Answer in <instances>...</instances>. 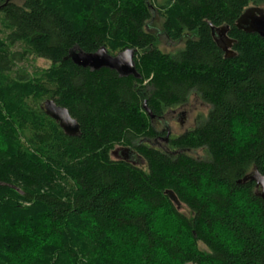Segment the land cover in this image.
<instances>
[{
    "label": "trees",
    "instance_id": "trees-1",
    "mask_svg": "<svg viewBox=\"0 0 264 264\" xmlns=\"http://www.w3.org/2000/svg\"><path fill=\"white\" fill-rule=\"evenodd\" d=\"M17 1L0 0V264H133L108 236L131 228L147 241L143 264H160V250L171 264H264V232L234 219L230 198L194 194L207 177L264 209L247 178L264 176V39L237 27L264 0H166L157 11L163 32L172 43L185 39L174 54L159 51L147 31L148 0ZM212 27L227 30L231 53ZM102 47L113 56L135 49L139 77L92 71L69 57ZM33 58L50 67H21ZM192 95L210 107L208 115L182 136L160 135L152 121ZM47 100L78 121V136L46 115ZM160 136L169 151L141 143ZM118 146L142 156L146 170L113 160ZM195 150L209 159L187 154ZM137 197L165 211L163 234L153 233L151 213L133 216L124 207Z\"/></svg>",
    "mask_w": 264,
    "mask_h": 264
},
{
    "label": "rangeland",
    "instance_id": "rangeland-1",
    "mask_svg": "<svg viewBox=\"0 0 264 264\" xmlns=\"http://www.w3.org/2000/svg\"><path fill=\"white\" fill-rule=\"evenodd\" d=\"M166 0H148L149 5L153 6L152 8V19L147 23V31L151 34L156 35L158 38V48L159 51L164 53L174 54L180 49H183L185 46V39L178 43L170 42L164 32H163V23L164 19L157 12L160 10V7L164 5ZM18 4H22V1H17ZM264 9V8H263ZM224 44V43H223ZM18 47L15 49L17 50ZM117 55V54H116ZM22 64L21 67L27 65L30 73L34 71V69H47L50 67V62L44 59H32L29 60L28 63ZM210 107L206 105L197 95H192L186 105H183L179 108L172 109L168 112L165 117L161 121L153 120L155 129L158 131L167 130L169 132L170 137H178L183 134L192 131L194 128L198 126V121L204 119L209 112ZM200 122V121H199ZM238 129V128H237ZM246 138L242 133L238 134V141L241 143ZM141 143L149 144L155 148L169 151L168 150V142L164 139V137L160 136L157 139L153 140H143ZM187 154L191 157L198 160H208L209 156L207 155L205 150H195L187 151ZM111 158L115 161L126 160L135 166L145 169L146 162L142 158V156L138 155L131 148H125L122 146H118L111 154ZM146 170V169H145ZM175 207L179 210V212L190 216V211L185 205L180 204L177 200L174 199Z\"/></svg>",
    "mask_w": 264,
    "mask_h": 264
},
{
    "label": "water",
    "instance_id": "water-1",
    "mask_svg": "<svg viewBox=\"0 0 264 264\" xmlns=\"http://www.w3.org/2000/svg\"><path fill=\"white\" fill-rule=\"evenodd\" d=\"M237 27L240 30L250 34H257L264 39V9L250 7L248 8L241 19L237 21ZM213 34L217 36L218 45L226 52L231 53L233 41L227 37V30L213 28ZM224 43V44H223ZM137 51L135 49H126L117 55L109 54L105 47L100 48L95 53H85L80 49H74L69 57L77 66L88 68L92 71L101 69H109L117 72L120 77L134 76L138 78L136 70ZM143 108L151 117L152 114L143 104ZM43 109L48 117L55 120L66 135L76 137L80 134V125L77 120L73 119L66 108L58 106L54 100H47L43 104ZM248 179L256 183V188L260 198L264 201V176L258 171L251 174ZM246 178V180H247Z\"/></svg>",
    "mask_w": 264,
    "mask_h": 264
},
{
    "label": "clouds",
    "instance_id": "clouds-1",
    "mask_svg": "<svg viewBox=\"0 0 264 264\" xmlns=\"http://www.w3.org/2000/svg\"><path fill=\"white\" fill-rule=\"evenodd\" d=\"M211 184V186H209ZM201 199H204L205 194L208 195H220L232 200V216L234 219L243 216L244 222L249 226L255 228L259 232H264V209H261L258 205L251 203L247 192H237L230 196V191L226 186H219L212 184L207 178H203L201 181V191L194 193ZM206 202V201H205ZM124 207L130 211L133 216L152 214L151 228L154 234H163L165 232L163 217L165 211H153L151 206L145 201L137 197L133 201L125 202ZM211 212L214 214H220L215 205L211 206ZM174 221V217L171 218ZM217 231L221 233L222 241L232 244L234 238L230 233H227L224 229L217 226ZM172 234V233H169ZM109 238L113 239L117 245L121 247L123 251H127L133 257V264H143L141 257L143 255V248L147 241L143 235H137L135 228L128 229L127 232L115 230L108 233ZM137 239L139 244L136 248H132L131 240ZM160 264H171L168 260L166 253L163 250L159 252Z\"/></svg>",
    "mask_w": 264,
    "mask_h": 264
},
{
    "label": "flooded vegetation",
    "instance_id": "flooded-vegetation-1",
    "mask_svg": "<svg viewBox=\"0 0 264 264\" xmlns=\"http://www.w3.org/2000/svg\"><path fill=\"white\" fill-rule=\"evenodd\" d=\"M162 119H155V121H161ZM164 132H168V131L167 130L158 131V133H160V135L163 134ZM168 136H169V132H168Z\"/></svg>",
    "mask_w": 264,
    "mask_h": 264
}]
</instances>
